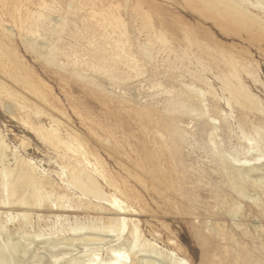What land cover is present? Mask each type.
<instances>
[{
	"label": "bare ground",
	"instance_id": "6f19581e",
	"mask_svg": "<svg viewBox=\"0 0 264 264\" xmlns=\"http://www.w3.org/2000/svg\"><path fill=\"white\" fill-rule=\"evenodd\" d=\"M197 3L212 18L225 22L238 20L264 39V0H198ZM114 20L122 28L120 16ZM66 26L62 21H54L43 32L58 39ZM29 33L33 37L34 32ZM152 35L146 34L141 56H147L156 65L154 54L164 53L157 66L163 73H152L153 77L165 75L162 82L158 78L156 82L153 80L162 88L163 99L159 110L147 109L142 115L148 122L143 131L176 164L181 161V145L190 148L188 155L198 158L195 166L188 165L194 176V193L187 212L199 219L198 244L208 249L218 238L231 240L235 249L240 247L239 252L264 250L260 240L264 237L262 226H255V233L251 234L242 229L238 220L244 211L243 201L264 215V99L253 91V88L264 91V65L256 62L250 51L242 49L235 53L231 48L220 49L214 44L208 45L206 54L197 47L192 58L185 53L173 57L164 37L154 32ZM39 40L28 38L29 49L62 69L51 40H44V44ZM97 56H92V61L102 60L100 68L110 79H116L115 61L102 51ZM15 82V88L9 87L0 76V106L32 132L52 157L58 166L53 175L60 185L46 173L48 170L20 154L32 146L30 141L19 138L20 145L11 146L0 130V264H188L176 234L168 231L155 235L156 230L154 233L148 230V235L144 233L142 224L134 218L141 210L132 203L135 197L131 190L118 183L105 164L93 156L94 148L74 127L70 117L53 104L50 89L41 81L36 84L30 77L16 78ZM88 83L98 93H104L98 82ZM45 89L49 92L45 93ZM78 118L101 149L107 150L105 142L113 140L116 144L112 133L100 136L85 116L78 114ZM182 118L194 123L195 134H181L177 125ZM217 119H221L218 126ZM221 128L229 135L228 146L218 141L217 131ZM192 141L203 144L204 160L193 152ZM178 171H183L182 165ZM203 191L207 193V206L210 203L212 206L200 213L198 207L203 201L199 192ZM224 213L244 238H251L250 247L241 238L236 241L224 232L223 220L217 219Z\"/></svg>",
	"mask_w": 264,
	"mask_h": 264
},
{
	"label": "rangeland",
	"instance_id": "374dc122",
	"mask_svg": "<svg viewBox=\"0 0 264 264\" xmlns=\"http://www.w3.org/2000/svg\"><path fill=\"white\" fill-rule=\"evenodd\" d=\"M197 1L0 0V76L9 87L17 86L16 78L30 77L36 84L37 81H41L42 85L50 89L53 104L70 117L74 127L88 145L94 148L93 156L95 155L94 157L105 164L118 183L131 190L135 197L132 203L141 210V213L134 218L139 220L140 225L142 224L146 235L149 233L148 230L152 233L156 230L155 235L165 234L168 231L176 234L188 264H264V250L239 252L240 247L237 246L235 249L236 246L229 239L220 241L216 238L208 249L198 244L196 231L199 219L187 214L192 206L194 193L192 188L194 176L189 171L188 165L195 166L198 158L195 155H188L191 153L190 148L181 145L179 151L181 161L176 164L170 154L166 151L160 152L159 146L154 145L148 134L143 131L145 123L148 122L142 115L146 114L147 109L152 111L160 108L163 91L155 82L158 80L162 82L165 76L160 74L154 78L152 75L157 72L163 73L157 66L160 65V58L164 53L159 52L157 57L154 54L158 62L156 65L148 60L147 56H141V49L146 44V34L152 35L154 32L163 36L165 45L173 57L176 55L180 57L185 53L192 58L197 47L206 54L209 51L208 45L214 44L220 49L231 48L235 53L242 52V49L250 51L253 59L264 65L263 37L251 31L249 25L238 20L225 22L212 18ZM116 16H120L123 21L122 28L116 26L114 20ZM54 21L67 24L58 39L55 36L50 38L43 32L50 28L51 22ZM30 31L34 32L33 37H30L32 36ZM213 31L216 36L215 41L211 39ZM34 37L40 39L38 42L41 44L45 43L44 40H51L58 51V64L62 69L29 49L27 39ZM59 43L61 45L57 46ZM99 51L115 61L118 71L117 80L110 79L100 68L102 60L92 61L94 55L99 58L97 56ZM135 67V70L139 71H135ZM80 77L87 81L83 83ZM92 80L101 85L104 93H98V89L88 83ZM177 80L182 81L179 78ZM45 90V93L49 92ZM253 91L264 99V91L259 92L255 88ZM76 112L93 124L98 135L112 133L116 137V144L113 140L112 143L105 142L107 150L97 146L86 128L82 126ZM220 122L221 119H217L216 126ZM189 123L186 118L180 119L177 127L182 131L181 134L188 136L195 134L197 128L193 127L194 123ZM0 130L6 135L11 146H19V138L30 141L32 146L24 153L21 151L20 154L23 156L25 154L28 159L35 160L38 167L48 170L46 173L52 176L54 183L60 185V181L53 175L54 171H58V166L52 157L47 155V151L35 135L4 112L1 106ZM223 130L224 128H221L217 131L220 134L218 141L222 145H227L226 137L229 135L222 132ZM191 140L194 138L192 137ZM192 146H194L193 152L204 160L206 150L203 144L192 141ZM181 165L183 171H178ZM199 195L203 203L198 209L200 213H204V210L212 205L210 203L207 206L205 191L199 192ZM242 203L245 212L243 211L238 217L242 229L253 234L254 227L260 225L264 230V215H261L251 203L246 201ZM254 211L258 218L252 213ZM226 215L224 213L217 218L218 221L223 220L226 226L224 232L230 234L229 236L236 241L241 238L250 247L251 238H244L240 233L241 230L235 228L230 217ZM125 234L126 231L122 238ZM260 240L264 243V237ZM249 258L252 261L248 260Z\"/></svg>",
	"mask_w": 264,
	"mask_h": 264
}]
</instances>
